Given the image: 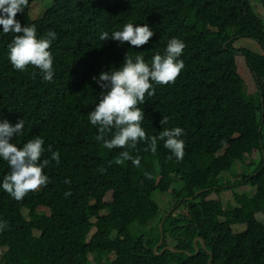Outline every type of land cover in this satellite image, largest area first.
Here are the masks:
<instances>
[{"label":"trees","instance_id":"1","mask_svg":"<svg viewBox=\"0 0 264 264\" xmlns=\"http://www.w3.org/2000/svg\"><path fill=\"white\" fill-rule=\"evenodd\" d=\"M36 1L16 19L35 25L38 36L57 33L50 47L55 75L49 82L31 65L15 70L7 55L15 34H0V118L24 120L10 142L22 146L41 136L60 163L44 169L46 187L20 201L0 189V264H90V257L95 264H209V252L212 264H264V223L257 219L264 217V21L250 1L52 0L33 21ZM128 22L147 23L155 34L138 48L100 40ZM173 37L186 45L178 58L184 68L175 82L146 95L142 126L148 136L181 127L185 154L178 160L162 141L156 153L140 143L130 150L140 158L135 166L123 160L124 149L109 150L96 138L88 114L101 89L93 77L119 68L127 54L150 63ZM242 39L255 41L262 54L238 49ZM239 54L257 81L254 95L239 74ZM255 154L261 161L243 183L256 195L235 193L238 207L211 199L231 190L221 176ZM8 171L0 160V180ZM156 194L171 196L172 207L162 213ZM234 226L246 230L235 234Z\"/></svg>","mask_w":264,"mask_h":264},{"label":"clouds","instance_id":"2","mask_svg":"<svg viewBox=\"0 0 264 264\" xmlns=\"http://www.w3.org/2000/svg\"><path fill=\"white\" fill-rule=\"evenodd\" d=\"M28 2L0 0V34H15L7 52L15 70L25 71L31 65L39 69L45 81L51 82L55 73L50 47L57 39V33L49 30L46 35L38 36L35 25L21 26L16 17L24 11ZM154 34L147 23L128 22L111 33L102 32L100 40L117 41L121 46L127 42L138 48L147 44ZM185 47L183 40L173 37L167 41L164 52L154 55L150 63L142 55L133 57L127 54L119 68H112L93 77L101 89L94 110L88 114L90 124L98 130L96 138L103 140V146L109 150L124 149L121 153L123 160H131L135 166L140 165V158L130 155V150H135L140 143L147 145L145 151L156 153L158 141H162L164 148L178 160L184 157L185 143L181 139L184 129L165 128L159 136L146 135L142 126L145 114L141 105L147 101L146 95H154V85L175 82L184 68L183 61L178 58ZM167 123L168 119L164 117L161 124ZM24 127L23 119L13 125L7 119L0 118V160L5 161L9 168L0 180V189L16 201L22 200L30 191L46 187L50 181L44 169L52 161L60 163L59 152L52 151L51 145L45 148V139L41 136L28 139L22 146L10 142L22 134ZM46 151L51 153L50 159H41ZM3 227L0 224V229Z\"/></svg>","mask_w":264,"mask_h":264},{"label":"rangeland","instance_id":"3","mask_svg":"<svg viewBox=\"0 0 264 264\" xmlns=\"http://www.w3.org/2000/svg\"><path fill=\"white\" fill-rule=\"evenodd\" d=\"M249 1H250L251 7L254 13L264 21V0H249ZM51 4H52V0H37L31 8V13H30L31 19L33 21H37L43 18L46 11L51 6ZM236 47L238 49H246V50L253 51L255 53L262 54L261 47L255 41H252V40L242 39L238 41V43L236 44ZM237 65H238L239 74L241 75V77L246 83L247 93L249 95L256 94L258 91L257 81L255 79L254 74L247 66L246 60L241 54H239L237 57ZM260 161H261V155L255 154V155L248 157L244 163L238 162L231 172L224 173L221 176V178L223 179V184H228V183L231 184L229 185L231 186L230 188L231 190L223 192L219 197L217 195H213L211 199L220 200L224 206L238 207L234 201L235 193L246 195L248 197H254L257 192L256 188H253L249 185L244 184L243 179L246 175H249L250 173H252L255 165L257 166L260 163ZM111 196L112 195L109 194L106 198V201H111ZM155 200L159 204L162 213H164L165 211H167L168 209L172 207L171 204L173 202V199L169 195L156 194ZM184 210L185 209H182L181 212H183ZM40 212H44L47 215H49V212L46 209L41 208ZM257 219L264 223L263 215H258ZM232 230L235 234H239V233L244 232L246 230V227L245 226H234L232 227ZM93 233H95V230L92 232V234ZM171 243H172V240L169 241L170 245ZM4 253H5V250H0V257ZM90 264H95L93 261V257H90Z\"/></svg>","mask_w":264,"mask_h":264},{"label":"water","instance_id":"4","mask_svg":"<svg viewBox=\"0 0 264 264\" xmlns=\"http://www.w3.org/2000/svg\"><path fill=\"white\" fill-rule=\"evenodd\" d=\"M202 193H203V192L198 193V194L196 195V197L200 196ZM164 222H165V220H164L163 223L161 224V232H162V236H163V237H164V233H163ZM163 242H164V239L161 241V243L159 244V246L156 248V251H157V250L159 249V247L163 244ZM201 242H202V245H203V247H204V242H203L202 240H201ZM195 247H196V250H198V247H197V241L195 242ZM204 249H206V248L204 247ZM166 250L174 251V249H172V248H167ZM174 252H176V251H174ZM163 253H164V252H163ZM209 254H210V256L212 257L211 260H210V263H209V264H212V262H213V254H212L211 252H209Z\"/></svg>","mask_w":264,"mask_h":264}]
</instances>
